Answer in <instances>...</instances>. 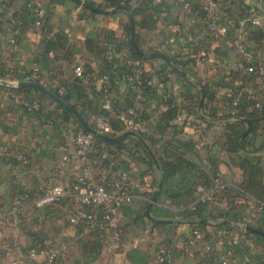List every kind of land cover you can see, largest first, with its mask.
I'll return each mask as SVG.
<instances>
[{
    "label": "crops",
    "instance_id": "0c3cea01",
    "mask_svg": "<svg viewBox=\"0 0 264 264\" xmlns=\"http://www.w3.org/2000/svg\"><path fill=\"white\" fill-rule=\"evenodd\" d=\"M82 1L96 8L102 6L103 9L98 8L102 10L115 8L110 6L112 0ZM147 1L135 0L131 3L128 0L127 3L135 7ZM29 2H37L45 8L46 15L42 26L33 25L32 11L27 6ZM160 5L169 6L168 8L173 6L171 0H162ZM252 5L258 12L264 13V0L263 2L232 0L228 8L224 7V16L234 19V26L230 30L232 36L238 35V19L243 17L246 9ZM173 10L175 11L173 18L156 19L155 27L150 30L135 29L134 26V40L137 34L141 48L135 40L136 45L144 53L143 56L150 55L153 58H145L140 67L133 66L132 70L136 77L140 75L157 76L166 92H169L173 85L178 84L180 88L177 93L164 100L151 96L145 102L138 101L129 90L123 93L117 89L118 92L115 91L112 94L114 107L111 115L126 107L135 108L144 116L148 131L145 135L155 132L158 115L167 108V100L170 98L179 107V111L188 116L185 107L191 105L192 100H196L195 95L199 103L201 97L199 89L208 86L213 92V98H204L202 90L203 104L200 111L197 105V114L208 119L207 111L209 107H212L216 115H230L234 120L233 115L238 110H231L226 99L216 97V88L240 85L249 92L260 91L258 77L237 68L241 60L240 55L234 49L220 46L217 49L219 61L215 65L197 63L194 56H175L179 54L170 52V48L177 49L180 42L178 38L173 42L169 41L168 27L172 22L189 26L191 34L201 41L202 46L209 47L212 42L210 33L200 19L203 15L202 11H198L196 16H193L185 14L176 6ZM120 11L125 14H120ZM115 12L119 13L114 17H109L111 13H95L77 5L72 0L66 2L9 0L5 5L0 6V79L20 81L36 68L39 77L35 82L54 93L55 87L61 86L64 88L62 95L69 93L71 96L69 102L71 105L80 104L82 97L75 92L72 83L77 77L74 74V68L81 66L83 70L93 71L88 76L82 74L81 78L87 87L85 91L87 99H96V93L90 91L89 88L94 87L95 92H99L100 77L96 78L95 74L103 66L104 51L109 45V34H114L118 40L126 39L121 28V19L129 21L127 12L123 10ZM20 17L25 19L26 24L22 32L16 36L15 43L12 44L10 29L15 20ZM59 32L67 37L65 48L59 52L46 49L48 38ZM243 43L254 51L255 61L264 60V29L251 27L247 36L243 38ZM150 50L151 52H147ZM165 52L180 61L179 66L171 63L184 75L178 73L170 65L174 72L168 73L163 81L159 78L157 69L159 63L165 60L154 54ZM112 66L114 68L115 64ZM182 78H186L189 82L183 81ZM26 88L29 90L18 91V88L0 84V196L2 198L1 208L5 211L10 207L9 199L15 191L35 193L39 187L48 182L68 183L77 174L74 164L62 162L61 156L72 148L73 135L81 127L79 122L66 116L59 104L46 94L43 93L47 98H40L38 93L42 92L32 87ZM30 98L40 102L41 111L29 112L23 108L22 101ZM81 109L88 120L76 110L89 122L94 113L88 106ZM50 117L56 120L50 121ZM188 117L187 123L178 121L177 117L173 123L183 126L182 132L178 133L177 137L193 141L192 151L186 152L185 155L190 161L196 163L198 171L183 169L163 183L160 169L161 189L149 215L146 211L153 190L149 193V200L136 197L122 205L119 211V218L123 225L121 242L113 245L106 233L102 231H90L81 225L70 224L68 217L75 211L77 205L67 200L42 208H34L22 215L15 225L0 224V264H14V261L16 264H44L43 255L29 256L30 249L34 247L55 249L58 252L55 264H159L155 261V252L160 244L170 247L171 264H198L202 257H205L203 244L199 243L194 256L190 255L187 250L193 218L189 217L185 207L196 197L193 184L205 181V176H207L210 179L209 185L201 184L205 188L218 184L236 188L242 178V173L237 165L229 161L226 154L218 157L216 146L224 138V121L215 120L211 126L206 127L204 123L195 120L192 115ZM246 130H248L247 134L243 135ZM261 131L262 129L259 128L251 132L247 126L241 135L246 137L250 149L255 148V151L249 155L259 159L264 167V135ZM166 139L169 138L165 135L161 141ZM105 147L110 151L111 157L102 173L97 175V180H103L111 171L127 172L133 182L135 193L143 191L142 185L145 181L156 184L155 164L154 167H150L137 159L138 155L135 154L136 150L132 143L126 142V148L122 149L106 144ZM2 150H6L7 156ZM214 151L217 152L216 165H213L211 161ZM131 152L134 154L131 155ZM16 154L23 155L26 162L18 161L15 158ZM238 154L244 155V151H239ZM58 169H63L62 175H58ZM216 193L215 196H219L220 191ZM235 194L237 195L229 198L232 208L228 206V198L221 200L214 198L206 206L205 218L208 224L204 228V243L214 254L229 256L233 261H238L243 257V247L240 244H234L229 239L219 238L213 233L215 222L227 221L229 224L224 223L227 225L231 222L223 218L215 220L213 217L219 216L222 211L230 208L232 217L237 220L241 219L249 226L252 225L261 230L264 227V212L259 211L257 204L264 202V199H258L244 191H235ZM153 218L168 222H157ZM235 225L236 223L233 228L236 230L239 227L236 228ZM256 239L259 246L257 255L263 254V239L258 236Z\"/></svg>",
    "mask_w": 264,
    "mask_h": 264
},
{
    "label": "built area",
    "instance_id": "2783aa9c",
    "mask_svg": "<svg viewBox=\"0 0 264 264\" xmlns=\"http://www.w3.org/2000/svg\"><path fill=\"white\" fill-rule=\"evenodd\" d=\"M127 2L128 0H121ZM134 3L135 0H129ZM9 0H0V6L5 5ZM172 7L160 5L162 0H154V5L158 7V18L169 19L174 17L173 7L181 9L187 15H195L198 11H202L200 17L207 31L212 37V42L209 47L201 45L190 32L189 26L184 23L172 22L168 29L170 30L169 41L173 42L176 38L180 40L177 49L170 48L175 56H194L197 63H209L215 65L219 61V53L217 49L220 46H225L228 49H234L240 55V62L237 68L246 73L254 74L258 77L260 83V91L249 92L240 85L218 86L215 90V96L221 99L229 100V107L235 111L243 99L253 102L252 107L258 111L264 112V60L255 61L254 51L247 48L243 43V38L247 36L251 27H261L264 29V13L257 11L254 5L246 9L245 15L238 19V35L232 36L230 30L234 26V19L224 16V7L228 8L232 0H171ZM263 2V0H258ZM27 6L31 9L33 20L32 23L39 27L45 17V8L37 2H29ZM223 9V10H222ZM170 21V20H169ZM25 25L24 18L15 20L10 29L12 44L15 43L16 36L22 32ZM112 45L109 44L108 48ZM168 52V51H167ZM120 54L127 58L129 56V47L124 46L120 49ZM112 56L108 59L111 60ZM128 64L140 67L141 61L137 59L124 60ZM74 74L81 77L83 69L81 66L74 68ZM37 69L23 77L22 81H36L38 78ZM134 87V77L129 74H124L123 80L118 82L117 89L120 92H126L129 88ZM146 87L151 91L150 94L141 92L135 93V98L138 101L145 102L148 97L157 96L161 100L169 98L172 94H176L179 90V85H173L169 92H166L163 85L158 80L157 76H150L146 80ZM58 95L64 93V88L56 86ZM110 86V77L108 74H103L99 79V92L102 94L100 98V108L105 112L95 114L89 120L93 124V128L107 135L114 133L112 118L118 122L120 133L132 131L146 134L144 116L133 107H126L111 115L113 111V97ZM22 106L26 111L38 112L41 111V104L37 99H24ZM50 121H55L56 118L50 117ZM177 120L187 123L189 117L179 111ZM88 122V123H89ZM119 133V134H120ZM93 134L84 131L81 127L73 135V146L61 156V161L64 163H73L77 169L76 176L68 183L59 181L48 182L35 193L30 191H15L10 199L7 211L1 208L2 198L0 196V224L9 223L15 225L18 219L27 214L34 208H42L53 204H58L63 201L70 200L75 203V211L68 217V222L72 225H80L87 223L89 227L101 225L106 230V235L111 244L117 245L123 239V225L119 218V211L123 204L132 201L136 197H142L149 200V193L152 192L154 185L152 182L145 181L143 183V191L135 193L133 191V182L129 178L127 172H109L103 180H97V175H100L106 164L110 161V151L105 147V143L97 144L94 142ZM7 156L6 150H2ZM15 158L25 163L26 159L23 155L16 154ZM58 175L63 174V169L57 170ZM225 187L224 184H218L214 187L205 188L200 184L195 186L196 197L185 207L186 211H193L199 206H207L214 198V194ZM257 207L260 212H264V202H259ZM213 233L219 238H225L232 241L234 244H240L243 248V257L238 261H233L229 256H218L211 252L210 247L204 243L203 231L195 226L190 229V238L187 241L188 253L194 256L199 243L203 244L205 257L200 264H264V252L257 255L258 241L245 230L248 225L241 219L237 220L238 229H229L226 227H217L213 224ZM252 226V225H251ZM254 227V226H252ZM255 228V227H254ZM264 228V227H263ZM263 228L261 230H263ZM264 231V230H263ZM263 245V244H262ZM264 247V246H263ZM36 255L44 256V264H55L58 252L50 247L31 248L29 256ZM155 261L159 264H171V249L166 244H160L155 252ZM16 264V261H14Z\"/></svg>",
    "mask_w": 264,
    "mask_h": 264
},
{
    "label": "trees",
    "instance_id": "16d2710c",
    "mask_svg": "<svg viewBox=\"0 0 264 264\" xmlns=\"http://www.w3.org/2000/svg\"><path fill=\"white\" fill-rule=\"evenodd\" d=\"M50 2L58 1V2H66L67 0H49ZM146 0H144L145 2ZM110 6L117 7V6H123L127 8L133 15L134 18V26L135 29H143V30H150L155 27L156 19L158 17L156 16L158 14V7L154 5L153 0H148L147 3H142L141 5H137L135 7L129 5L127 2L121 1V0H112ZM169 7V6H167ZM97 8H104L102 6H98ZM119 12H114L109 14V17H114ZM120 14H125L120 11ZM46 15V14H45ZM123 17V16H122ZM22 18V17H20ZM45 20V17L43 18V21ZM43 21L40 26H42ZM26 24V21H25ZM25 27V25H24ZM23 27V28H24ZM121 28L124 31V35L126 37L118 40V38L114 37V34H109L108 42L112 45L111 48H106L104 51V61L103 66L100 69L98 73L95 74L96 78L101 77L103 74H108L110 77V86H111V92L117 91L118 82L123 79L124 74H129L132 77H134V87L129 88L128 90L135 95L136 92H141L143 94H150L151 91L149 88L146 87V80L150 77L149 75H140L136 77L134 74L133 65L125 62L124 60L128 59V57H131L132 59L140 60L141 62L145 58H153L150 55L141 56L136 51L135 47L130 41V24L127 19L122 18L121 19ZM23 30V29H22ZM135 40L137 45L141 48V42L138 39L137 34H135ZM67 37L64 33L59 32L56 33L54 36L48 38L46 49H51L54 52H59L60 50L64 49L66 46ZM124 46L129 47V56L124 57V60L122 59L123 56L120 54V49ZM147 52H151L147 51ZM164 56H166L174 65L179 66L180 61L176 60L172 56H170L168 53H163ZM112 56L111 61L108 60V57ZM192 61V60H191ZM194 61V60H193ZM113 64H115V67L113 68ZM157 72L159 73V78L163 81L166 79L168 73L174 72L170 65L162 61L159 63V67L157 69ZM93 71L91 69L83 70V76L92 74ZM183 81L189 82L186 78H182ZM73 88L75 92L78 94V96L82 97L80 99V104L73 103V106L84 116L86 120H88V117L83 113L82 107L88 106V108L91 110L92 113L98 114L100 112H105L100 108L99 100L102 96L100 92H95L94 87L89 88L90 91L96 93V99H87V95H85L86 86L83 83V80L81 77H76L73 80ZM232 86V85H227ZM18 91H27L29 88L26 87H20L17 89ZM203 97L204 98H213V92L209 90L208 86H203ZM55 93L58 94L56 90H54ZM118 92V91H117ZM197 93V92H196ZM39 97L47 98L43 93H38ZM62 98H64L66 101H71V96L68 94L61 95ZM196 100H192V104L188 107H185L186 112L189 115H192L195 120L204 123L206 127L211 126L215 120H223L224 121V138L221 142H218V145L216 146L218 157H220L222 154H226L229 161H231L233 164L237 165L242 173V178L240 182L237 184V187H224L223 189H220L219 196H215L217 193L214 194V198H218L219 200L223 198H228V206L231 207L229 203V198L234 197L235 191H244L258 199H264V167L261 165L260 160L256 159L254 156L249 155V153H252L255 151V148L250 149L249 148V142L247 141L246 137L242 136L241 134L243 131L249 127V131L255 132L257 129H262L261 133L264 135V112L258 111L257 109H254L252 107L253 102L250 100L243 99L241 103L237 107V113H235L234 120L231 119L232 116L226 115V116H218L216 115V111L214 108L209 107L207 111L208 119L202 118L197 114V105H198V97L195 95ZM227 104L229 103V100L226 99ZM114 104V103H113ZM61 109L63 110L64 114L68 117H71L75 122L77 120L75 117L66 110L63 106L59 105ZM114 106V105H113ZM42 107V106H41ZM42 109V108H41ZM179 112V107L175 104L173 99L167 100V108L162 111L158 115V119L156 121V125L154 128V133L152 132L149 135L142 134L144 140L148 143L149 147L153 150L158 164L161 169L162 173V182L164 183L168 178L176 175L181 170H188V171H198L196 168V163L193 161H190L185 153L188 151H192L193 149V141L188 139H181L177 137L178 133L182 132V125H178L173 123L174 119L177 117ZM90 123V122H89ZM117 120L113 117L112 118V125L114 128V133L111 135H118L120 133V129L117 124ZM91 126H93L92 123H90ZM168 136L169 139L161 141L162 137ZM159 136V137H158ZM161 136V137H160ZM239 137V139H238ZM94 142L97 144L105 143L107 146H114L117 149L126 148V142H130L133 144V148H135V154L138 156L137 159L143 161L145 164H147L150 167H154V163L152 159L148 156L145 149L142 147L141 143L137 141L136 139H133L131 137L123 138L115 142H105L100 139L95 138ZM239 151H244V155H239ZM213 152V151H212ZM216 151H214V157H211V161L213 165H216L218 162V159L215 157L217 154ZM134 152H131V155H133ZM238 157V158H237ZM209 177L205 176V181L194 183L193 185L197 184H204L209 185ZM194 186V188H195ZM209 187V186H208ZM213 198V199H214ZM234 206V205H232ZM226 209V211H222L219 216L213 217L215 220H218L219 218H223L224 220H228L231 222L230 225L215 222V225L217 227H226L229 229H234L233 225L237 222V219L235 217H232L231 209ZM206 206H199L193 211H187V214L189 217H192L193 220L191 221V227L195 226L200 228L204 233V228L208 224L205 214ZM81 226L85 227L86 229L92 230H99L104 233H106V230L101 225H94L92 227H89L87 223L80 224ZM264 230V228H263ZM249 235L256 238L252 233H249ZM107 236V235H106ZM205 239V237H204ZM264 243V240H263ZM202 247V246H201ZM200 247V248H201ZM204 257L198 262L200 264L203 261Z\"/></svg>",
    "mask_w": 264,
    "mask_h": 264
},
{
    "label": "water",
    "instance_id": "95a60500",
    "mask_svg": "<svg viewBox=\"0 0 264 264\" xmlns=\"http://www.w3.org/2000/svg\"><path fill=\"white\" fill-rule=\"evenodd\" d=\"M72 1L74 3H76L77 5L82 6V7L86 8V9H89L90 11L95 12V13H106V14H109V13H112V12H115V11H118V10L126 11L128 17H129L131 43L133 44V46L135 47V49H136V51L138 52L139 55H141V56L144 55V53L138 48V46L135 43V40H134V32H135V29H134V18H133L132 13L127 8H125L123 6H117V7H115L112 10H102V9H98V8L90 5L89 3L83 2L82 0H72ZM154 55L164 59L169 65H171V67H173V69L178 71V73H180L181 75H184V73L179 71L171 63V61L166 56H164L163 54H159V53H155ZM0 84L1 85H5V86H9V87H12V88L32 87V88H35V89L39 90L40 92H42V93L46 94L47 96H49L50 98H52L59 105L63 106L68 111H70L74 115L76 120L79 122L81 128L84 131L93 134V136L95 138H97V139H100V140L105 141V142H115V141H118V140L123 139V138L131 137V138L136 139L137 141H139L141 143L142 147L145 149V151L149 155V157L154 162V164L156 166V170H157L156 184L154 185L152 197H151V199L149 201L148 208H147V211H146V213L149 215L150 209L153 206V204L156 202L158 192L161 189V173H160V167H159L158 161H157L154 153L152 152V150L148 146L147 142L144 140V138L140 134L132 132V131H125V132H122V133H120L118 135L111 136V135H107V134H103V133L99 132L98 130L93 128L90 125V123H88L81 116V114L73 107V105H71L64 98H62L61 96L57 95L56 93H54L53 91H51L50 89L46 88L45 86H43L42 84H40L38 82H35V81H22V80H20V81H11L10 80L9 81V80H5V79H0ZM199 92L201 94V97H200L199 103H198V111L201 110L202 104H203L202 89H199ZM247 131L248 130H246L243 133V135H246ZM153 220L157 221V222H168V221H160V220H157V219H154V218H153ZM203 220H206V219H203ZM222 223H228V222L227 221H222ZM235 227L238 228L237 225H235ZM244 228H245V230L247 232L252 233V234H254V235H256V236H258V237H260V238H262L264 240V231L263 230L251 227L249 225H246Z\"/></svg>",
    "mask_w": 264,
    "mask_h": 264
}]
</instances>
